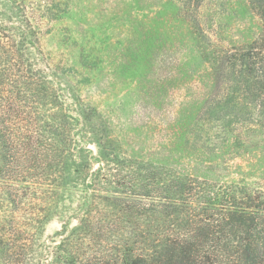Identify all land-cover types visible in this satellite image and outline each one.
I'll list each match as a JSON object with an SVG mask.
<instances>
[{"label": "trees", "instance_id": "1", "mask_svg": "<svg viewBox=\"0 0 264 264\" xmlns=\"http://www.w3.org/2000/svg\"><path fill=\"white\" fill-rule=\"evenodd\" d=\"M203 1L178 0L186 9ZM247 1L262 34L213 60L216 92L204 108L228 131L264 128V0ZM64 13L58 0H0L3 264H264L262 192L120 160L104 127L74 140L67 126L76 120L56 111L40 43L47 23ZM70 175L79 193L72 208L63 193ZM58 214L61 230L44 238Z\"/></svg>", "mask_w": 264, "mask_h": 264}, {"label": "rangeland", "instance_id": "2", "mask_svg": "<svg viewBox=\"0 0 264 264\" xmlns=\"http://www.w3.org/2000/svg\"><path fill=\"white\" fill-rule=\"evenodd\" d=\"M58 1L65 13L47 23L40 43L56 111L76 120L67 126L74 140L104 127L120 160L264 194V128L228 131L215 113H204L216 92L213 60L262 34L247 0H205L197 9L178 0ZM88 148L98 152L93 143ZM65 178L70 188L63 193L71 199L65 204L72 208L76 176ZM0 197L2 214L7 204ZM63 222L52 215L43 237L54 236Z\"/></svg>", "mask_w": 264, "mask_h": 264}]
</instances>
